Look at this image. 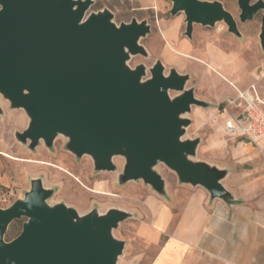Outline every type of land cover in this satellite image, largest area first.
<instances>
[{"label":"water","instance_id":"water-1","mask_svg":"<svg viewBox=\"0 0 264 264\" xmlns=\"http://www.w3.org/2000/svg\"><path fill=\"white\" fill-rule=\"evenodd\" d=\"M171 13H185L186 35L195 24L224 21L242 36L238 21L220 0H171ZM94 0H0V93L30 118L17 132L35 149L51 147L58 135L78 157L90 155L97 171H116L120 183L143 180L166 194L160 163L179 181L203 186L213 198L229 199L227 170L196 159L201 137H186L193 106L208 107L188 86L189 74L162 60L151 67L130 60L148 55L142 38L152 31L143 20L117 24L109 9L89 12ZM240 21L252 20L264 0H238ZM260 41L264 48V13ZM148 71L150 75L148 76ZM172 92H176L172 95ZM1 109V107H0ZM54 189L34 178L23 198L0 207V264H119L126 241L114 230L132 213L111 208L81 214L64 202L50 204ZM26 218L12 240L10 224Z\"/></svg>","mask_w":264,"mask_h":264},{"label":"crops","instance_id":"crops-1","mask_svg":"<svg viewBox=\"0 0 264 264\" xmlns=\"http://www.w3.org/2000/svg\"><path fill=\"white\" fill-rule=\"evenodd\" d=\"M195 31L194 25L193 34ZM193 34L185 38L182 46L176 41L177 50L172 48L186 57V70L180 71L183 60L178 54L171 58L179 72L190 75L188 84L198 77L208 91L220 90L224 98H235L233 103L219 99L214 102V110L202 112L205 117L216 115V128L207 134V155L201 160L227 170L223 184L232 198H213L205 187L170 176L166 194L152 195L147 200L149 217L139 230L142 240L150 246L136 264H264L262 149L248 137L230 136L225 130L230 117L243 120L240 92L262 100L260 107L264 110V48L248 49L249 43L245 49L231 48L228 43L210 39L197 45ZM196 60L202 62L201 68ZM197 84L188 86L195 88ZM260 144L264 149V138Z\"/></svg>","mask_w":264,"mask_h":264},{"label":"rangeland","instance_id":"rangeland-1","mask_svg":"<svg viewBox=\"0 0 264 264\" xmlns=\"http://www.w3.org/2000/svg\"><path fill=\"white\" fill-rule=\"evenodd\" d=\"M238 21L242 36L238 38L235 34L230 35L228 26L224 21H219L214 26H203L195 24L194 39L197 45H202L205 40H212L220 44H230L228 47L260 50L261 18L259 14L252 20L241 22L239 17L240 7L238 0H220ZM171 0H94L89 12L109 9L113 12V20L117 24L130 22L132 19L147 21L152 25V31L141 42L148 50V55H136L130 60V65L135 67L144 63L148 68L157 60L164 61L168 73L175 66L171 58L172 54H178L182 64L180 71H185L186 57L173 51L176 41L182 46L186 35L185 13L176 15L171 13ZM233 36V37H229ZM200 38V39H199ZM233 38L235 41H228ZM242 42L238 45L236 42ZM240 44V43H239ZM182 50V49H181ZM201 68L202 62L196 60ZM150 72L148 71V76ZM198 77L191 79L188 85L198 83L196 95L205 99L210 106L205 109L201 106H193L192 111L187 114L192 119L188 127L186 137H201V144L196 159L206 157L207 134L214 131L216 115L203 116V110H214L219 99H226L220 90L211 92L206 84ZM198 81V82H197ZM200 81V82H199ZM176 92H172L175 95ZM228 99V100H227ZM225 103L235 98H227ZM216 106V107H215ZM0 207L6 208L17 199L23 198L26 191L31 187L34 178H41L46 187L54 189V194L48 199L50 204L64 202L75 207L81 214L91 210L105 213L111 208H120L132 213V216L121 222L114 230L117 238L126 241V248L120 257L119 264H136L138 259L148 251L149 244L140 236V226L149 217L147 200L158 193L143 180H131L120 183L119 174L123 171L125 158L115 157L116 171H97L93 158L90 155L76 156L67 149L68 138L62 134L58 135L51 147L42 140L40 144L31 149L29 141L24 143L16 136L17 132L24 131L30 122L26 111L22 108L11 107L10 101L0 93ZM215 107V108H214ZM206 119V120H205ZM213 130V131H212ZM225 134V133H224ZM228 137L225 135L224 137ZM157 170L167 180L170 176L177 174L165 164L160 163ZM168 181V180H167ZM26 218L14 220L6 233V240H12L22 230Z\"/></svg>","mask_w":264,"mask_h":264},{"label":"built area","instance_id":"built-area-1","mask_svg":"<svg viewBox=\"0 0 264 264\" xmlns=\"http://www.w3.org/2000/svg\"><path fill=\"white\" fill-rule=\"evenodd\" d=\"M239 97L243 99V102L240 103L243 107V120L238 121L236 118L230 117L225 122V130L230 136L248 137L255 146L262 149L264 158V149L260 144L264 138V110L260 107L262 100L250 98L245 92H240ZM234 101L230 100V103Z\"/></svg>","mask_w":264,"mask_h":264},{"label":"flooded vegetation","instance_id":"flooded-vegetation-1","mask_svg":"<svg viewBox=\"0 0 264 264\" xmlns=\"http://www.w3.org/2000/svg\"><path fill=\"white\" fill-rule=\"evenodd\" d=\"M240 12H241V10L239 11V15H240ZM263 10H260V11H258L257 13H256V15H255V17L259 14V16H260V18H261V22H262V16H263Z\"/></svg>","mask_w":264,"mask_h":264}]
</instances>
